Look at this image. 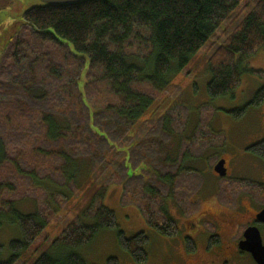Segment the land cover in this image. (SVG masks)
<instances>
[{"label":"trees","instance_id":"1","mask_svg":"<svg viewBox=\"0 0 264 264\" xmlns=\"http://www.w3.org/2000/svg\"><path fill=\"white\" fill-rule=\"evenodd\" d=\"M10 3L0 0V10ZM24 21L0 60V225L4 219L21 235L9 241L7 258L0 242V264H16L49 226V194L42 183L50 180L73 191L76 161L84 156L99 181L126 152L106 184L122 185L121 203L137 206L155 231L181 235L172 207L184 218L198 214L204 178L182 158L183 140L177 155L163 149L185 131V106L172 105L137 143L135 126L174 73L209 41L211 98L233 93L244 73L264 76V70L244 64L264 49V0H88L39 6ZM263 103L264 85L245 105L227 112L241 118ZM207 126L206 121L197 126L191 140L194 159L213 138L204 133ZM248 150L264 163V139ZM243 194L264 204V186L245 179L223 182L216 197L221 206L237 209ZM62 195L59 202L66 198ZM30 197L38 201L36 210L19 209L17 203ZM117 227L115 212L95 199L52 241L53 251L33 264H88L74 250L101 230ZM149 240L145 231L127 237L118 230L120 246L138 264L149 258ZM184 243L189 254L196 252L194 239L184 237ZM215 244L213 236L210 245ZM106 264L120 262L110 257Z\"/></svg>","mask_w":264,"mask_h":264},{"label":"rangeland","instance_id":"2","mask_svg":"<svg viewBox=\"0 0 264 264\" xmlns=\"http://www.w3.org/2000/svg\"><path fill=\"white\" fill-rule=\"evenodd\" d=\"M24 7V0H11L10 5L0 10V12L7 9L21 11ZM239 8L231 16H234ZM246 14L247 12L243 14V17ZM22 20L24 21V18ZM14 23H16V20L12 17H8L0 23V50L4 46L5 38L9 36ZM23 26L24 24L20 28ZM221 41L222 39L219 42ZM209 45L210 41L199 49L189 63L178 70L177 73H174L168 89L159 95L156 103L135 126V141L136 143L140 142L149 127L155 125L158 118L164 115L172 105L178 102L183 103L185 113L188 114L186 129L182 135L175 133L173 141L164 144L163 149L176 154L182 140L183 143H186L180 147L182 158L186 165L198 169L204 177L202 189L197 195L202 202V206L200 212L196 215L207 217V215L215 213L221 216L224 220L219 232L225 238L224 233L226 232L239 235L242 226L240 224L236 226L238 221L240 219L244 220L254 212L259 211L257 210L259 205L264 206L261 202L257 205L250 196L243 194L237 210L231 209L230 212L226 211L224 206H221L216 197L220 184L230 180L245 179L260 182L264 185V163L248 150L251 144L264 139V103L259 107H251L241 118H234L227 112L228 110L238 109L249 102L256 91L264 85V76L244 73L241 84L233 93L216 99L211 98L207 92V83L210 79L208 65L210 53L207 52ZM6 49L0 52V60ZM88 63L87 60L79 81L81 88L85 83ZM244 64L254 69L264 70V49L246 59ZM205 121L208 122V126L203 128L204 133H210L213 138L200 157L194 159L191 140L194 139L193 136L198 130L197 126L201 128L202 122ZM126 154V152H123L122 158L126 157ZM121 159L99 181H95L90 172V158L85 156L78 158L74 168L78 171L76 177L77 188L73 191L69 190L67 186L58 187L50 180L44 181L42 186L49 194L47 201L51 207L50 224L35 243L22 253L16 264H33L42 253L53 251L52 241L62 233L63 229L76 216L81 215L95 199L115 212L118 227L101 230L89 244L82 245L74 250L83 256L88 264H106L110 257L118 258L120 264H138L120 246L118 230L123 231L127 237L140 231L147 232L150 237L147 245L149 258L141 264H201L204 260L218 258L216 253H206L207 238L205 236L195 238L196 252L190 254L187 252L182 237L188 235L185 232L190 230L188 227L190 226L189 220L194 221V216L190 218L182 217L173 205L172 214L179 220L182 233L178 237H169L155 231L142 216L137 206L121 203L122 185L106 184L107 178ZM220 159L229 160V173L226 177H221L214 170L215 164ZM33 191L37 194L42 193L40 189L33 188ZM62 193L66 195V198L64 201L59 202V197L63 198ZM17 206L24 212H33L38 207V201L34 197L25 198L17 203ZM2 221L3 225H0V242L5 245L3 256L7 258L9 256V241L19 238L21 235L17 230L9 227L4 219ZM86 221L92 223V221ZM203 226V224L199 225V229L204 230L205 226ZM213 255H216V258ZM243 264L252 263L245 260Z\"/></svg>","mask_w":264,"mask_h":264},{"label":"flooded vegetation","instance_id":"3","mask_svg":"<svg viewBox=\"0 0 264 264\" xmlns=\"http://www.w3.org/2000/svg\"><path fill=\"white\" fill-rule=\"evenodd\" d=\"M221 160V159H220ZM219 160V161H220ZM226 160V168H227V174L229 173V160ZM217 164V163H216ZM215 164V165H216ZM226 177V176H225ZM260 185H263L260 182H256ZM264 186V185H263ZM253 200V199H252ZM254 201V200H253ZM255 202V201H254ZM257 204V203H256ZM259 205V204H257ZM223 207V206H222ZM226 211H230L231 209H228L224 207ZM264 209V206L261 207L259 205V208L257 212H254L250 217L245 218L244 220L240 219L236 226L240 224L242 226L241 233L238 234H231L226 232L225 238L223 237V234L220 231V228L222 226V221L224 219L221 218V216H218L215 213H212L210 215L204 216V215H195L194 221L189 220L190 226L189 231L185 232L188 233V235H184V237H190L195 240L196 237L205 236L207 238V245H206V253H216L218 255V258H216V255H213L216 259H207L201 262V264H243L245 260L247 262H251L252 264H259L257 260L253 257L252 253L247 250H242L240 248L239 243L245 239L244 232L245 230L250 226H256L260 230L262 241L264 244V222L257 219V214ZM235 209L234 211H236ZM206 223H211L215 225V228L210 231V229H207ZM203 224L204 230L199 229V225ZM233 225V224H232ZM225 226V224H224ZM198 228V229H197ZM232 231V227H231ZM215 236L218 244H215L213 246L210 245V239L211 237ZM182 238V239H183ZM218 251H220L218 253ZM177 264V263H176ZM179 264V263H178ZM186 264V263H181Z\"/></svg>","mask_w":264,"mask_h":264},{"label":"water","instance_id":"4","mask_svg":"<svg viewBox=\"0 0 264 264\" xmlns=\"http://www.w3.org/2000/svg\"><path fill=\"white\" fill-rule=\"evenodd\" d=\"M25 7L21 11L14 9H7L0 12V23L8 17L16 20L12 29H10L9 36L5 38L4 46L1 48L0 52L4 51L9 45L11 39L19 32L20 27L25 24L21 19L24 18L25 14L31 11L32 9L39 6H58V5H69L85 2L88 0H24ZM1 35V34H0ZM226 160L221 159L214 166V170L221 177L227 175V168L225 166ZM257 219L264 222V209L257 214ZM245 239L242 240L239 245L242 250H247L252 253L255 260L259 264H264V244L262 241L261 233L258 227L250 226L244 232Z\"/></svg>","mask_w":264,"mask_h":264}]
</instances>
